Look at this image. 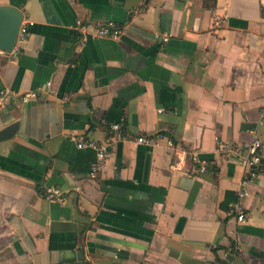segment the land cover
Here are the masks:
<instances>
[{
  "label": "crops",
  "instance_id": "1",
  "mask_svg": "<svg viewBox=\"0 0 264 264\" xmlns=\"http://www.w3.org/2000/svg\"><path fill=\"white\" fill-rule=\"evenodd\" d=\"M1 6L30 26L0 53V132L17 124L0 138V264H213L233 246L264 264V168L240 199L244 169L217 152L264 140V0ZM110 22L119 38L96 37ZM80 139L107 147L94 175Z\"/></svg>",
  "mask_w": 264,
  "mask_h": 264
},
{
  "label": "built area",
  "instance_id": "2",
  "mask_svg": "<svg viewBox=\"0 0 264 264\" xmlns=\"http://www.w3.org/2000/svg\"><path fill=\"white\" fill-rule=\"evenodd\" d=\"M30 24L23 23L20 25L16 45L13 48V53H19L23 44L26 41L28 35V28ZM121 34V30L114 23H107L103 26L98 27L96 32V37H108L111 39H118ZM168 35L162 37V40L166 42L168 40ZM10 52V53H12ZM0 53H5L0 51ZM50 87V83L47 84ZM41 96L39 92H29L22 97L24 103H29L32 100H37ZM9 98V94L6 91H0V110L5 106V102ZM112 129L118 131L120 125H113ZM163 138L162 134L152 135V136H139L137 138V143L147 147H153L157 145L158 141ZM171 146V141L168 142ZM77 147L79 149L89 148L96 152L97 161L91 166V175H94L100 167H102L106 157H107V147L105 145H99L91 141L80 139L77 141ZM217 152L221 155H232L238 162V164L244 169V173L240 184V199H246L250 195L249 186L254 182L256 177L263 171L264 168V140L256 137L250 143L243 145H238L234 148L229 147L227 144L218 142ZM205 163L202 164L200 172H204ZM46 200L50 202H63V197L60 191L52 187L48 189L45 193ZM231 213L234 214L235 219L238 223L243 224L246 222L245 209L237 204L235 205ZM239 253V248L237 246L229 247L223 251L221 259L213 264H234L235 258Z\"/></svg>",
  "mask_w": 264,
  "mask_h": 264
},
{
  "label": "water",
  "instance_id": "3",
  "mask_svg": "<svg viewBox=\"0 0 264 264\" xmlns=\"http://www.w3.org/2000/svg\"><path fill=\"white\" fill-rule=\"evenodd\" d=\"M23 21L22 13L11 6L0 7V51L10 53L16 45L17 35ZM17 124L0 132V138L11 136Z\"/></svg>",
  "mask_w": 264,
  "mask_h": 264
}]
</instances>
